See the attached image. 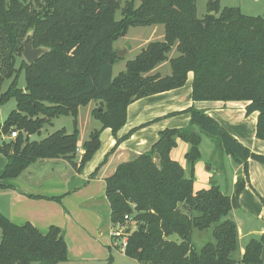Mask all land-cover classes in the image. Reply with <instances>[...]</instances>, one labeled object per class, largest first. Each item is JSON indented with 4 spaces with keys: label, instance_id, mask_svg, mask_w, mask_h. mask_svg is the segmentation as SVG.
<instances>
[{
    "label": "trees",
    "instance_id": "16d2710c",
    "mask_svg": "<svg viewBox=\"0 0 264 264\" xmlns=\"http://www.w3.org/2000/svg\"><path fill=\"white\" fill-rule=\"evenodd\" d=\"M117 10L120 21L114 19ZM208 10L210 14L200 20L196 0H127L123 7L117 0H0V106L12 99L16 103L0 125V154L6 159L0 181L15 179L46 159H65L80 172L98 150L101 132L109 129L116 136L125 125L131 103L183 87L190 73L193 102H247L246 115L258 114L255 136L264 141V19L247 16L239 8L220 10L218 1L210 2ZM152 25H163L164 40L149 43L113 77L116 40L132 27ZM28 31H33L34 48L49 51L33 64L23 60L16 68ZM172 48L177 56L168 60ZM166 60L169 75L144 76ZM21 72L23 89L18 87ZM6 81L10 82L2 92ZM92 101L98 107L91 116L100 128L82 144L77 162L78 109ZM184 113L190 115V125L218 138L244 177H237L231 196L214 185L194 191L193 179L185 178L170 152L175 138L190 143L186 158L193 164L199 158L197 134L189 129L159 132L149 151L119 164L105 179L110 223L123 222L126 215L137 222L123 254L138 264H264L260 259L264 236L249 240L243 255L233 257L238 228L231 216L248 184V160L264 165V155L250 152L204 111L192 106ZM60 116L72 117L71 134L62 129L40 141L29 140ZM14 131V139L1 140ZM209 228L213 243L196 251L193 229ZM65 262L67 247L57 227L42 234L30 223L17 226L0 213V264Z\"/></svg>",
    "mask_w": 264,
    "mask_h": 264
},
{
    "label": "crops",
    "instance_id": "0c3cea01",
    "mask_svg": "<svg viewBox=\"0 0 264 264\" xmlns=\"http://www.w3.org/2000/svg\"><path fill=\"white\" fill-rule=\"evenodd\" d=\"M191 85L192 74L190 73L183 87L131 103L126 110L125 125L116 133V137L112 136L109 129L101 132L99 150L80 172L74 171L65 159H46L32 164L15 179L0 181V213L14 225L22 226L30 223L42 234H46L52 226L57 227L66 243L68 262L73 258L82 260L87 255L93 256V253L100 249H104L107 253H109V247L113 249L109 236L111 224L109 206L104 195L105 179L114 173L119 164L132 161L140 154L149 151L160 131L166 128L186 127L189 115L180 114V112L192 106L204 111L237 142L258 154L245 143L250 142V146L257 144L255 132L258 114L246 115L245 108L248 103L193 102ZM171 113L179 114L173 116L171 121H160L161 118ZM140 126L144 127L128 135L130 130ZM245 126L251 130L245 132ZM120 139H122L121 142L115 147L117 140ZM78 144L79 147L82 145L80 142ZM261 147L264 149V146ZM113 148L115 150L106 163L92 178L90 175ZM82 153L83 150L79 148L77 162ZM260 155H264V152ZM251 162L254 161L248 160L249 166ZM230 163L231 159L226 155L225 164L228 170L225 168L224 171L228 173V176L231 175V193L227 196L232 195L237 177L239 175L244 177L242 167L233 163L234 168H232ZM5 164L6 159L0 154V170ZM249 178L250 182L248 179V184L239 197V207L232 211L231 216L234 211H242L251 215L247 212L246 206H258L250 197L254 194L261 196L264 193V186L263 183L257 182L250 173ZM200 183L202 186H209ZM50 198H60V201L50 200ZM253 202L254 205H252ZM253 214L258 221L264 220L263 208ZM237 228L239 239L245 240L239 248L240 258L249 240L264 236V228L260 227L255 231L245 230L239 224ZM121 253L123 254L122 250Z\"/></svg>",
    "mask_w": 264,
    "mask_h": 264
},
{
    "label": "rangeland",
    "instance_id": "374dc122",
    "mask_svg": "<svg viewBox=\"0 0 264 264\" xmlns=\"http://www.w3.org/2000/svg\"><path fill=\"white\" fill-rule=\"evenodd\" d=\"M125 1L127 0H121L119 3V6L123 7ZM215 1H218L220 10L224 7L239 8L241 12L247 16L261 17L264 19V0H196V17L201 20L205 16L210 14L208 10V4L210 2H215ZM137 5H138V2L136 3V6ZM121 18H122L121 11L117 10L114 14V19L115 21H120ZM163 40H164L163 25H152V26H147V27L130 28L123 37H120L114 43V50L115 49L121 50L124 53H123V56L118 58V60L113 65L112 76L116 77L120 72H123L125 70L126 63L129 61H132L149 43L162 42ZM176 56H177V52L175 48H172L171 51L167 54V59L170 60L172 58H175ZM23 60L24 59L22 56L16 57L15 67L18 68L20 63ZM168 60L164 61L163 63H160L159 65L155 67L154 70H152L148 74H145L144 76H154L157 74L160 75L161 77L167 76L170 73V66H169ZM9 82L10 81H6L3 84L2 92H4L7 89ZM24 86H25L24 72H21L18 77V87L23 89ZM97 107H98V103L93 102V101L87 104L86 106L79 107L78 116L76 119L77 131H78V141L77 142H80L83 144L85 141L88 140V136L93 130H98L100 128V123L94 120L91 116L92 110ZM15 108H16V103H15V100L13 99L8 101L6 104L0 106V124L4 122L8 114L11 111H13ZM184 111H182L183 113L180 112V114H187V113H184ZM171 114L164 116L163 118L160 119V121L162 122V121H166L170 119L173 120L172 117L179 113H173L175 115H171ZM216 123L222 128V126L218 122ZM142 127L144 126H140L138 128L130 130L128 132V135ZM244 128H245V132L251 130L247 126H245ZM62 129H64L67 134H71L73 132L72 117L60 116L58 118L51 120V123L48 125H45L41 129L39 134L30 135L29 140L30 141H40L46 138L47 136H49L50 134L58 130H62ZM166 129H189L190 131L196 133L199 138V144L197 147L199 158L193 164H191V161H189L186 158V155L189 154L191 151L190 143H187L180 139L175 138L174 139L175 146L172 148L170 152V158L178 162V164L182 167L185 178L193 179L194 191L197 192L200 190H206L210 188L212 185H214L218 187L223 194H226V196L229 195L231 193V186H230V176L231 175L228 176L227 175L228 173L224 171L225 168L226 170H228L225 164L226 154L224 153V149L223 147H221V144L219 143L218 138L207 136L204 133H201L197 126L190 125V115H189V122L186 127L166 128ZM222 129L225 132H227L224 128ZM15 133L17 134V132ZM9 137L10 135H3L1 140L8 141L10 140ZM245 143L246 145H248L249 147L257 151L259 155L264 152L263 147H261V146H264L263 145L264 141L262 140L257 139L256 141L257 144L251 145V146L249 144L250 142H245ZM81 146L79 147V144H78V148H81ZM244 147L247 148L250 152H252L248 147L246 146ZM99 148H100V145L98 147V150ZM114 150L115 148H113L108 154L104 156V159L102 160V162H104V160L105 162L101 165V167L106 163L109 156ZM252 153H255V152H252ZM230 164L232 165V168H234L232 161ZM247 171H248L249 182H250V178H249V173H250L251 175H253V178L257 180V182H259L260 184L263 183V186H264V166L263 165L259 163L257 164V163L251 162V165L249 166L247 163ZM200 182L204 183L203 185L208 184L209 186L208 187L202 186L200 185L201 184ZM242 192L238 196V202H239V197L242 194ZM250 199H253L254 202L258 204V206H246L248 208L247 212L253 215V217L242 211H234L232 214L233 216L232 219L234 220L236 224H239L243 229L245 230L253 229L255 231V230H258L260 227L264 228V220L258 221L257 219H255L256 216L253 214V212L258 213L261 210V208L264 209V193L261 196L259 194H254L253 197H250ZM254 202L252 205H254ZM111 226L112 225L110 224V229H111ZM121 239L122 237L112 238L111 246L113 249L108 250L109 253H107L104 249H100L97 252L93 253V256L91 255V257L87 255L82 260L73 258V259H70L69 262L67 258V262L59 263V264H138L136 261L125 257L121 253V245H120ZM240 240L241 239H239L238 237L237 250L233 255L235 259L239 258V254H240L239 248L242 245V243L245 242L244 239L241 241ZM191 243L196 251H199L207 243H213L212 228H209L204 231L193 229L192 234H191ZM110 256L112 257L111 260L109 259Z\"/></svg>",
    "mask_w": 264,
    "mask_h": 264
},
{
    "label": "water",
    "instance_id": "95a60500",
    "mask_svg": "<svg viewBox=\"0 0 264 264\" xmlns=\"http://www.w3.org/2000/svg\"><path fill=\"white\" fill-rule=\"evenodd\" d=\"M121 0H118V3H120ZM23 51H22V57L24 61L27 64H33L36 62L42 55L48 53V49L44 47H38L34 48L33 47V31H28L23 39ZM115 54L117 55L118 58L123 56V51L121 50H114ZM154 160L156 164L159 162V157L157 154L154 155ZM260 259L262 262H264V244L262 246L261 254H260Z\"/></svg>",
    "mask_w": 264,
    "mask_h": 264
},
{
    "label": "built area",
    "instance_id": "2783aa9c",
    "mask_svg": "<svg viewBox=\"0 0 264 264\" xmlns=\"http://www.w3.org/2000/svg\"><path fill=\"white\" fill-rule=\"evenodd\" d=\"M15 137H16V133L12 132L10 134L9 139H13ZM111 225L112 226L109 232V235L111 236L110 239L112 240V238L122 237L120 245H121V250H123V248L126 246L127 237L136 230L137 222L134 221L132 217L126 215L123 218V222H117Z\"/></svg>",
    "mask_w": 264,
    "mask_h": 264
}]
</instances>
